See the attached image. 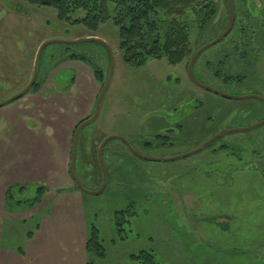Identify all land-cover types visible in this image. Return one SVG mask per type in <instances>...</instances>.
Segmentation results:
<instances>
[{
    "label": "rangeland",
    "instance_id": "obj_1",
    "mask_svg": "<svg viewBox=\"0 0 264 264\" xmlns=\"http://www.w3.org/2000/svg\"><path fill=\"white\" fill-rule=\"evenodd\" d=\"M215 1L219 11L206 31L192 27L191 43L196 50L228 25L229 10L223 0ZM232 1V31L199 55L193 74L203 84L236 98L196 85L187 73L186 61L172 65L162 58L149 59L140 67L128 65L120 49L119 29L112 21L91 31L59 20L53 7L0 0V102L29 83L43 42L88 37L106 41L115 59L112 81L98 119L80 134L75 163L79 179L90 190L102 185L97 150L104 136L126 137L141 154L167 158L188 153L221 131L256 125L264 121V101L249 96L264 98V7L251 0ZM83 15L80 11L75 17ZM61 49L64 46L59 43L44 48L37 76L40 90L55 84L67 86L76 76L74 67L54 73ZM73 49L87 51L110 73V54L102 44L82 42ZM80 86L85 88L86 82ZM101 88L98 84L97 96ZM168 120L184 124L182 136L169 135L176 140L171 144L157 136L165 135ZM2 121L0 115L1 130ZM132 152L123 140H110L103 151L106 188L99 194L82 193L87 238L90 227L97 226L105 248L104 256L89 255L88 264H137L132 255L143 250L153 251L164 264H264V124L225 134L175 160H146ZM22 172L11 175L22 178L21 183L5 189L0 174L1 258L5 252H23L29 232L37 229L52 202L67 190H56L44 180L37 181L39 176L29 179ZM42 186L47 191L51 188L50 193L44 197L46 191L29 209L27 204ZM11 187L15 189L13 202L8 203ZM40 205L46 209L32 216ZM252 252L258 258L249 257Z\"/></svg>",
    "mask_w": 264,
    "mask_h": 264
},
{
    "label": "crops",
    "instance_id": "obj_2",
    "mask_svg": "<svg viewBox=\"0 0 264 264\" xmlns=\"http://www.w3.org/2000/svg\"><path fill=\"white\" fill-rule=\"evenodd\" d=\"M66 67H74L75 83L60 88L51 85L0 107V174L6 182L4 189L21 183L22 178L11 176L21 171L29 179L39 176L37 181L44 180L56 190L67 189L42 216L23 252H5L0 264H88L83 192L76 188L70 164L74 131L94 111L99 83L83 61L69 60ZM63 68L57 67L54 73H61ZM82 82H86L85 88L80 86ZM50 191L48 188L44 197ZM45 209L40 205L32 216Z\"/></svg>",
    "mask_w": 264,
    "mask_h": 264
},
{
    "label": "trees",
    "instance_id": "obj_3",
    "mask_svg": "<svg viewBox=\"0 0 264 264\" xmlns=\"http://www.w3.org/2000/svg\"><path fill=\"white\" fill-rule=\"evenodd\" d=\"M23 1L38 6L53 7L57 10L59 20L70 25H84L91 31H97L102 23L112 21L119 29L123 59L128 65L135 67L144 65L149 59L162 58H166L172 65L185 61L189 65L193 54L196 52L191 43L192 27L197 25L200 31L205 32L219 11L218 3L215 0ZM80 11H83L84 15L75 17V14ZM59 44L64 46V49L60 51L62 54L60 61L78 59L87 62L94 70L96 80L103 87L106 80L105 71L94 62L87 51L73 49L76 44ZM34 86L36 91L41 86L38 79ZM76 188L80 190L78 185ZM14 190L11 187L7 191L8 203L13 202ZM46 191L44 186L40 187L36 198L27 204L28 208L34 207ZM18 203L21 204V201ZM119 213H125V211ZM118 225L119 227L122 226L121 223ZM118 230L123 229L119 228ZM32 234L33 232H29V236ZM86 246L92 258L94 254L105 255L99 228L95 225L89 229ZM258 256V253L252 252L249 257L258 258ZM132 258L139 261L137 264H164L156 260L153 251L148 250L134 254Z\"/></svg>",
    "mask_w": 264,
    "mask_h": 264
},
{
    "label": "water",
    "instance_id": "obj_4",
    "mask_svg": "<svg viewBox=\"0 0 264 264\" xmlns=\"http://www.w3.org/2000/svg\"><path fill=\"white\" fill-rule=\"evenodd\" d=\"M225 2L227 4V7L229 9V14H230L229 22H228V25H227L226 29L220 35H218L214 40H212L211 42H209L206 45L202 46L201 48H199L193 54V56H192V58L190 60V63H189L188 73H189L190 78L192 79V81L196 85H198L200 87H203V88H205L208 91H211V92H213L215 94H219V95H221L223 97H226V98H236L235 96L223 93V92H221V91H219L217 89H214V88H212L210 86H207V85L203 84L198 79H196L194 74H193L194 64H195L197 58L199 57V55L203 51H205L206 49L216 45L217 43L222 41L224 38H226L227 35H229L230 32L233 29L234 22H235L234 7H233V4H232V2L230 0H225ZM82 42H97V43L102 44L103 46H105L107 48L109 54H110V63H111L110 73H109L107 82L104 85V87H103L102 91L100 92L99 97L97 99L94 115L91 118H89L88 120H86L85 122H83L77 128L76 133H75V137H74V141H73V150H72L70 170H71V175H72L73 179L75 180V182L77 183V185L79 186V188L83 192L90 193V194H99V193L103 192L104 189L106 188V186H107V172H106V169H105V166H104V162H103V151L105 149L106 144L110 140H112L114 138H118V139L123 140L130 147V149L136 155L140 156L141 158H144L146 160H153V161H168V160H175V159H178V158H183V157L189 156L191 154H194V153L204 149L205 147L209 146L214 140L224 136L225 134L238 132V131H242V130L243 131L250 130L252 128H255V127H258V126L264 124V121H262V122H260V123H258L256 125H253L251 127L245 128V129H231V130L221 131V132L215 134L214 136H212L211 138H209L207 141H205L201 145H199L196 149H194V150H192V151H190L188 153H185V154H181V155H178V156H175V157H167V158L145 156V155L141 154L140 152H138L136 149H134L133 145L131 144V142L126 137L117 136V135L108 136L102 141V143L100 144V147H99V162H100V167H101L102 174H103V182H102V185L98 189L90 190V189L86 188L82 184L81 180L77 176L76 171H75V163H76V158H77V150H78V143H79L80 134H81L82 130L84 129V127H86L87 125L91 124L92 122H94V121H96L98 119L99 114H100V110H101V106H102V101H103L104 96H105V94H106V92H107V90H108V88L110 86V83L112 81L115 59H114V53H113L111 47L109 46V44L106 41H104L103 39L98 38V37H88L86 39H79V40H56V39H53V40H48V41L43 42L41 44V46L39 47L38 51H37L35 62H34V72H33V75L31 77L29 83L22 90H20L19 92L15 93L14 95L9 97L8 99H6L4 101H1L0 102V107H2V106L6 105V104H8L10 102H13V101L21 98L22 96L26 95L29 92V90L34 85V83L36 81V78L38 76L40 58H41V55H42V52H43L44 48L47 45L52 44V43L77 44V43H82ZM249 97L258 98V99H261V100L264 101V98H262L260 96L252 95V96H249Z\"/></svg>",
    "mask_w": 264,
    "mask_h": 264
},
{
    "label": "flooded vegetation",
    "instance_id": "obj_5",
    "mask_svg": "<svg viewBox=\"0 0 264 264\" xmlns=\"http://www.w3.org/2000/svg\"><path fill=\"white\" fill-rule=\"evenodd\" d=\"M232 3H233V1L232 0H230ZM252 1V3H254L255 5H258V7L261 9V8H263L264 7V0H251ZM223 2H224V4L226 5V2H225V0H223ZM227 9H228V7H227ZM68 44V43H67ZM41 46V44L39 45V47ZM39 47H38V49H39ZM38 49H37V51H38ZM61 53V52H60ZM61 56L58 58V61H56L54 64L56 65V67H55V69L57 68V67H59L61 64H66L67 63V61H69V60H78V59H67V60H64V61H60L61 60V57H62V54H60ZM79 61H82V60H79ZM83 62H85V61H83ZM85 63H87V62H85ZM53 64V65H54ZM88 64V63H87ZM89 65V64H88ZM90 66V65H89ZM64 66H62V68H63ZM91 67V66H90ZM188 67H189V65H188ZM92 68V67H91ZM64 69V68H63ZM54 70V69H53ZM93 70V69H92ZM52 71V70H51ZM56 72V71H55ZM39 73V72H38ZM93 73H94V70H93ZM187 73H188V71H187ZM59 74V73H58ZM105 75H106V80H105V83H104V85L106 84V82H107V79H108V76H109V73H105ZM95 77V76H94ZM37 79H38V77L36 78V81H37ZM96 79V78H95ZM36 81H35V83H36ZM75 81H76V77L74 76V77H72L71 78V81L69 82V83H75ZM97 81V80H96ZM98 82V81H97ZM35 83H34V85H35ZM99 83V82H98ZM28 84V83H27ZM100 84V83H99ZM32 86V88L29 90V92L26 94V95H28V94H30V93H32V92H38V91H40V89H41V86L39 87V89L36 91L35 90V86ZM104 85H103V87H104ZM71 86V85H70ZM25 87V86H24ZM23 87V88H24ZM103 87L101 88V91H102V89H103ZM22 88V89H23ZM21 89V90H22ZM19 92V91H18ZM99 94H100V92H99ZM99 94H98V96H97V99H98V97H99ZM26 95H24V96H22L21 98H19V99H17V100H20V99H22L23 97H25ZM17 100H15V101H17ZM15 101H13V102H15ZM10 103H12V102H10ZM9 104V103H8ZM7 105V104H6ZM95 108H96V106H95ZM95 108H94V110H95ZM95 112V111H94ZM93 112V113H94ZM94 114H91V115H89L88 117H86V118H84L83 120H81L79 123H78V125H77V127H76V130H77V128L83 123V122H85L86 120H88L89 118H91L92 116H93ZM100 115V114H99ZM169 122H170V124L168 123H166V125L165 126H167L168 125V127H165L164 129H163V131H165V135H157V136H160V138H162V141L165 143V144H171V143H174V142H176V140H171V139H169V135L170 134H173V136H178V137H180V136H182L183 134H184V124H181L180 122H172V121H170V120H168ZM172 124H175L176 126L173 128H171V127H169V125H172ZM76 130L74 131V137H75V133H76ZM92 134V133H91ZM93 136H95V134H92V137ZM107 136H104L103 137V139H102V141L106 138ZM79 139H80V137H79ZM73 141H74V139H73ZM102 143V142H101ZM100 143V144H101ZM125 143V142H124ZM100 144H99V147H100ZM108 144V143H107ZM107 144H106V146H105V149L107 148ZM132 144V143H131ZM149 144V143H148ZM125 145H126V148H127V150H129L130 152H132V150L130 149V147L125 143ZM211 145V144H210ZM104 149V150H105ZM97 152H98V159H99V148H98V150H97ZM133 153V152H132ZM89 170L90 169H92L93 170V166H92V164L91 163H89ZM99 168H100V162H99ZM78 175V174H77ZM79 176V175H78ZM79 178H81V177H79Z\"/></svg>",
    "mask_w": 264,
    "mask_h": 264
}]
</instances>
